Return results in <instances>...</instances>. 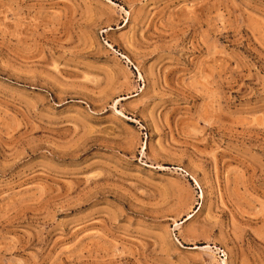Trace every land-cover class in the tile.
<instances>
[{
    "label": "rangeland",
    "instance_id": "rangeland-1",
    "mask_svg": "<svg viewBox=\"0 0 264 264\" xmlns=\"http://www.w3.org/2000/svg\"><path fill=\"white\" fill-rule=\"evenodd\" d=\"M0 264H264V0H0Z\"/></svg>",
    "mask_w": 264,
    "mask_h": 264
}]
</instances>
